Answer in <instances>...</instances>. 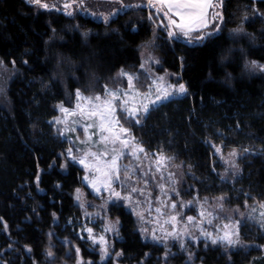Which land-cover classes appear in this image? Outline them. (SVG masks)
I'll use <instances>...</instances> for the list:
<instances>
[{
    "label": "trees",
    "instance_id": "obj_1",
    "mask_svg": "<svg viewBox=\"0 0 264 264\" xmlns=\"http://www.w3.org/2000/svg\"><path fill=\"white\" fill-rule=\"evenodd\" d=\"M45 2L62 9L64 0ZM84 5L68 16L28 0H0V60L16 72L7 91L10 109L0 105V264H75L76 246L86 261L100 264V255L77 238L82 212L74 194L84 186L83 171L71 162L62 167L68 144L51 121L56 106L73 99L77 88L87 95L100 92L119 70L140 65L139 47L151 39L153 24L147 18L153 10L128 7L105 24L95 17L103 12L100 0H84ZM222 11L221 31L211 40L157 39L163 69L179 75L188 94L150 111L133 132L148 152L163 150L188 168L201 196L226 195L239 204L243 193L263 201L264 76L249 74L246 65L264 64V0H224ZM238 27L243 33L233 32ZM213 144L249 149L233 187L216 175L220 166L212 157ZM110 213L120 219L114 250L123 251L122 263L162 264L164 249L141 239L129 212ZM240 235L246 243L264 246V233L252 224L243 225ZM49 247L53 257L47 256ZM259 248L225 253L203 247L193 261L176 255L164 264H264V247Z\"/></svg>",
    "mask_w": 264,
    "mask_h": 264
},
{
    "label": "snow or ice",
    "instance_id": "obj_2",
    "mask_svg": "<svg viewBox=\"0 0 264 264\" xmlns=\"http://www.w3.org/2000/svg\"><path fill=\"white\" fill-rule=\"evenodd\" d=\"M109 2L120 4L121 10L128 7L155 9V15L160 17V23L156 22L153 15H149L147 19L152 21L157 29H162L166 34L167 41L173 44L181 39L187 44L211 40L221 31L220 25L224 23L222 11L224 0H146V4L137 5H125L123 0H109ZM28 3L44 10L63 11L68 16L73 15L71 10L74 7L83 8L85 6L84 0H64L62 9L57 8L54 4L46 3L45 0H28ZM210 10L212 11L210 12ZM114 15H117V12L105 15L103 17L104 23L108 24L110 16ZM260 15L264 16V13ZM247 19L248 17L245 16V20ZM52 31L55 32V29ZM243 31L242 27L233 30L235 34L243 33ZM84 35L87 37L88 34L85 33ZM151 62L160 64L158 59L150 57L140 65L141 69L145 68V63ZM180 62L183 68V57H180ZM3 63V60H0V65ZM12 63L15 65V61ZM23 63L27 64L28 61L24 60ZM246 67L254 71L264 72V65L257 61H250ZM146 71L149 72L144 78L148 82L146 90H144V85L141 84L138 74L121 69L113 81L116 86L105 85L100 94L92 95H86L77 88L74 92V108L65 107L63 102L57 106L63 118H55L54 122L64 126L61 134L76 132L77 127H80L83 129L84 136L80 143L90 145L80 149L82 155H77L72 146L68 147L66 155L62 154L65 155V163L62 167L67 169L70 166L69 162H71L79 164L83 168L85 174L82 176V181L92 189L96 196L104 200V205L101 207L106 213L112 209L127 206L141 222L142 226L139 231L143 238L145 240L150 238L153 243L164 246L165 261L171 254L169 241L177 242L181 250H187L186 246L189 240L198 244L201 238L205 241V247L208 246V241L212 245H223L225 250L241 245L240 220L226 217L229 222L224 223L214 232H209L203 227L205 219L209 225L213 224V220L220 219L219 216L205 208L207 197L204 198V203L199 204V220L191 215L186 216V220L182 219L184 214L181 213L180 209L192 207L199 201V196L195 197L193 201H177L175 197L182 196L177 187L180 181L176 178V174L171 171H168L167 177L165 176V171L169 168L174 157L166 155L163 150H158L155 155L150 156L142 142L135 136L133 128L136 125H141L150 111L156 110L157 107L174 96L188 94V88L180 82L179 77L173 82L168 79V73H165L164 76H157L153 75L150 70L146 69ZM125 80L126 84L124 83ZM72 117H76V119L73 120ZM212 147L215 152H222L221 147L215 144ZM244 151L247 152L249 149H244ZM238 154V150L233 149L229 156L236 158ZM129 158V164L122 165L120 163L122 159ZM230 163L231 167L238 173L240 169L235 159ZM36 179L37 184H39V176ZM152 181H155L154 187L158 188L159 196L153 194ZM81 195V189L77 188L75 199L83 208ZM215 199L218 201L217 207L223 211L226 197L221 195ZM108 205H112V209H109ZM245 205L247 206V200H245ZM259 207L262 211L259 213L257 222L261 228H264V202L259 203ZM252 211L255 212L256 209L253 208ZM153 212L156 214L154 220L148 219ZM86 215L90 214L86 212ZM53 217L58 219L55 213H53ZM162 217L164 219H161ZM252 218V216L247 217V219ZM182 223L183 227L181 228ZM148 224L155 226L149 228L147 227ZM4 227L7 228V225L5 224ZM193 228L199 232V236L193 235ZM83 231L87 232V236L78 235L77 238L84 239L86 242L91 241L93 246H98L101 262L107 261L108 264H113V255L117 260L123 255V251L114 254L111 252L114 244L110 243L107 236V233L110 232L119 236V217L114 221L108 217L103 233L99 235L95 233L93 227L85 226ZM157 231L160 235L157 234ZM51 235L52 233H49V236ZM69 243L71 242L69 241ZM25 247L29 253L32 251L30 247ZM74 251L76 255L75 264H93L91 260L86 261L84 259L79 246H76ZM148 255L145 253L146 258ZM192 255L189 251V260L192 259ZM47 256H54L51 247L47 250Z\"/></svg>",
    "mask_w": 264,
    "mask_h": 264
},
{
    "label": "rangeland",
    "instance_id": "obj_3",
    "mask_svg": "<svg viewBox=\"0 0 264 264\" xmlns=\"http://www.w3.org/2000/svg\"><path fill=\"white\" fill-rule=\"evenodd\" d=\"M100 3H101V5H103L101 7L103 9V12L102 13L101 12L96 13V15H95L96 18L103 19V17L105 15H110V13H113V12L118 13V12L124 10V9H122V10L120 9V4L114 3V2H109V0H105V1L100 0ZM123 3L125 5H137V4H142L143 2L141 0H123ZM143 4H146V3L144 2ZM94 7H95V5H91L90 9L93 10ZM146 8H147V10H149L148 7H146ZM149 15H153L154 18L156 19V22L160 23V17L155 15V9H153V12L149 11L148 16ZM110 17H112V16H110ZM154 32L156 33L155 36H154ZM162 37L166 39V34H164V32H162V29H157L155 27V25L153 24V31H152L151 39L149 41L143 43L139 47L140 65L142 63H144L146 60H148L150 57H154L155 59H158L160 61V64H155L154 62L145 63L144 69H141V67L139 65L133 71L132 70H125L128 72H134L140 76V82L142 85H144V90H146L147 83H148L147 81H145L144 78H145V76H147L149 74V72L146 71V69L150 70V72L153 75H157V76H164L165 73H168L169 74L168 79H170L173 82L176 81L177 77L180 78L179 75L174 74V73H172L166 69H163V67L161 65V60H160L161 58L159 57V54H157L158 52L156 51V48L158 46L157 39H161ZM259 64H261V63H259ZM261 65H264V64H261ZM118 72L111 78V80L108 81V83L106 85H108L109 87L116 86L113 84V81L116 79ZM247 72L249 74H253V75H263L264 76V72H260L259 70L254 71V70H251L249 67H247ZM15 73L16 72L14 69L8 68L7 66L4 65V63L2 65H0V105L2 107H4L5 109H10V104H9L10 102H9V99L7 96V91H8L9 83L14 78ZM180 82H181V80H180ZM124 83L126 84V80ZM103 89H104V87H103ZM103 89L100 92L97 91V92H93V93L88 94V95L100 94L103 91ZM180 97H183V96H174L171 99L180 98ZM66 99H67V101L66 100L64 101L65 107L74 108L75 107L74 98L72 99V98L66 97ZM57 106H56L57 116L55 118H63L62 113L59 111V108ZM55 118L52 119L51 122H52L55 130H57V132L59 133L61 140L66 141V143L68 144V147L72 146L76 150L77 155H82V153L80 152V149L90 146V145H84V144L80 143V140L84 139L83 129L80 127H77L76 132H65L64 134H61V132H63L64 126L55 124V122H54ZM71 119L75 120L76 117H72ZM78 136H79V139H77ZM219 147L222 148L221 153L215 152L214 148L212 149L213 160H215V163L217 162L218 165L220 166V171H216V175L219 177L221 182L227 183L231 187H233L235 182L242 177L243 160L245 159V157L249 153V151L245 152V151H241L237 148L225 149L222 146H219ZM233 149L238 150L239 154H238V157H236V158L229 156V153ZM157 152L158 151H155L152 153L148 152V153L150 154V156H152V155H155ZM233 159H235V162L239 165L240 171L238 173H236L235 169H233L231 167L230 162ZM120 163L122 165L129 164L130 158L129 159H122ZM145 163H147V162H145ZM75 165H77L83 171V175H84L85 172H84L83 168L79 164H75ZM178 165L180 167H177ZM168 171L175 173L176 178L180 181V183L177 185V187L180 189L182 196L181 197H175V199L177 201H180V200H183L185 202L193 201L195 197L199 196V201L197 203L193 204L192 207L180 209L181 213L184 214L182 219L186 220V216L191 215V216L197 217L199 220V204L204 203L205 197L201 196L198 193L196 186L192 182L189 181V179H188V168L182 166L181 164H177L174 161H171L169 168L165 171L166 177H167ZM222 177H223V179H222ZM162 182H164V181H162ZM82 183L84 186L82 188H80L81 193H82L81 202L84 204V207L83 208L80 207L79 203L75 199L76 204L78 205L79 209L82 212V219L79 222H77V224H75V227L77 229V234L83 235L86 237L87 232L86 231L82 232V229L85 226H87V227H93L95 233L97 235H99V234L103 233L104 226L108 222V217H111V219L113 221L116 218L111 215L110 211L106 213L105 210L101 207L102 205H104V200L101 199L100 197L96 196V194L92 191V189L90 187H88L83 181H82ZM154 185H155V181H152L153 194H154V196H159V190H158V188H155ZM234 191L238 192L239 190L237 188H235ZM242 195L244 197V201L240 202L239 204H234V203L232 204L230 202V199L228 198V196L224 195L226 197V202H225L223 211H221L217 207L218 201L215 199L216 197L215 198L207 197L208 199H207V203H205V208L208 211L213 212L215 215L219 216L220 219L213 220L212 225H209L207 223V219H205V223H204L203 227L209 232H214L216 229L220 228L224 223L229 222V219H226V217H228L231 219L240 220L241 221L240 229L243 225H246L249 223V224H252V225L258 227L260 229V231H262L264 233V228H261L257 222L259 220V213H260V211H262V209H260V207H259V203L264 202V200L263 201H257L255 199L251 200L250 196L243 194V193H242ZM74 198H75V194H74ZM246 199L250 200V201L247 200V206L245 205ZM111 207H112V205H108L109 209ZM123 208L134 217V220L136 222L137 231L139 232L141 239L144 242L150 243V244L158 246V247H162L164 249V246L162 244H155L151 241L150 238L148 240H145L139 231V228L142 225H141V222L138 220L137 216L135 214H133V212L130 211L127 206H125ZM253 208L256 209L255 212L252 211ZM237 209H239V211H236ZM165 211H169V210H165ZM86 212L90 215H86ZM98 213H99V215H97ZM241 214H243V216H241ZM155 215H156L155 212H153L148 217V219L154 220ZM249 216H252L253 218L247 219V217H249ZM161 219H164V218L162 217ZM154 226H155L154 224H148L147 225V227H149V228H152ZM166 227H168V226H166ZM182 227H183V223L181 224V228ZM192 231H193L194 236L200 235L199 232H197L195 230V228H193ZM157 234L160 235L159 231H157ZM107 236L110 240V243H113V244H114V241L118 239V236L114 233H111V232L107 233ZM82 240H84V239H82ZM84 241H86V240H84ZM87 243H88L89 249L91 251L95 250L100 255L98 246H93L91 244V241H87ZM207 244H208L207 247H221L222 251L225 253H229L230 251H237L239 249H247V250L251 249V248L260 249L259 247H261V246L257 245L256 243H246L242 240V238H241V245H238L235 248H230L227 250H225V247L223 245H219V244L218 245H212L210 243V241H208ZM169 245H170V249H171V254L169 255L168 259H171L176 255H184L189 260V251H190L193 255H192V259L189 261H193L194 252L198 248L205 247V241L203 240V238H201L200 242L197 244L193 240H189L188 244L186 246L187 250H181L179 247V244L177 242H174V241H169ZM164 251H165V249H164ZM111 252L113 254L115 253L114 246L111 248ZM112 260H113V264H124L120 261V258L117 260L114 255L112 256ZM161 262H162V264L166 263V261L164 260V256L162 257ZM99 263L100 264H108L107 261L101 262L100 260H99Z\"/></svg>",
    "mask_w": 264,
    "mask_h": 264
},
{
    "label": "crops",
    "instance_id": "obj_4",
    "mask_svg": "<svg viewBox=\"0 0 264 264\" xmlns=\"http://www.w3.org/2000/svg\"><path fill=\"white\" fill-rule=\"evenodd\" d=\"M141 1H142L143 3H144V2L146 3V0H141ZM143 3H142V4H143ZM152 10H153V9H152ZM211 11H212V10H210V12H211Z\"/></svg>",
    "mask_w": 264,
    "mask_h": 264
}]
</instances>
